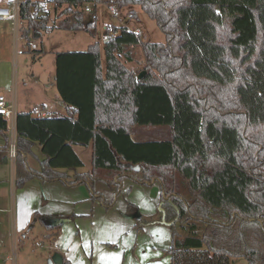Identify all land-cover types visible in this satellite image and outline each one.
I'll return each instance as SVG.
<instances>
[{
  "label": "trees",
  "instance_id": "16d2710c",
  "mask_svg": "<svg viewBox=\"0 0 264 264\" xmlns=\"http://www.w3.org/2000/svg\"><path fill=\"white\" fill-rule=\"evenodd\" d=\"M50 1L54 19L41 1L20 4L27 44L52 28L96 36L85 6L99 2L140 5L166 41L115 26L103 48L96 41L56 52L55 80L69 113H17V184L32 176L67 182L59 169L84 166L74 146L92 147V169L68 182L87 184L109 208L124 179L158 181L161 214L174 222L171 264H231L240 256L264 264V0ZM137 47L147 62L142 79L126 64ZM7 130L0 114V133ZM152 131L159 134L144 137ZM32 142L46 156L40 170L24 157ZM9 147H0V161Z\"/></svg>",
  "mask_w": 264,
  "mask_h": 264
},
{
  "label": "crops",
  "instance_id": "0c3cea01",
  "mask_svg": "<svg viewBox=\"0 0 264 264\" xmlns=\"http://www.w3.org/2000/svg\"><path fill=\"white\" fill-rule=\"evenodd\" d=\"M24 1L26 0H20L21 3ZM15 2L5 0L0 3V7L17 9L20 5H15ZM43 4L45 8L51 9ZM55 29L52 28L47 33H52ZM59 31L58 36L49 38L57 46L79 44L80 31ZM64 33H71L67 35L73 37L66 35L63 40ZM60 39L63 40L62 43ZM24 42L26 40L21 38L20 31H15L14 24L0 20V95H5L9 102L16 104L17 113L31 111L35 116H44L42 114L47 112L53 114L44 117L68 115L69 105L64 102L55 80L56 52L61 50L50 51L55 67L54 80L49 84V87H53L52 97H47L44 91L39 90V97H35L36 91L31 90L33 86L29 88L26 78L19 79V65L13 62L21 57L20 46ZM103 44L100 41L101 48ZM22 80L25 88L28 87L21 95L18 83ZM25 91L28 92L27 95ZM40 104L42 110L37 112ZM10 123L6 133H0V147L11 143L13 138L17 140V131L9 129ZM28 144L24 152L27 166L40 170L41 162L46 158L41 144ZM74 149L83 160L84 166L59 169L68 176L67 182L32 176L22 185H18L16 159H11L8 152V161H0V264H17L22 236L26 235V230L34 229L42 232L43 240L38 250H35L37 253L32 259L33 264H49V259L57 252L62 254L64 263L69 264H162L158 258L143 255L147 248H154L151 246L164 240L165 231L172 243L171 228L163 229V225H170L162 222V192L159 182L153 180L144 184L126 178L114 205L106 208L100 199L92 195L87 184L68 182L75 178V174L92 169V147L75 145ZM86 152L87 159L84 157ZM1 153L0 151V157ZM86 165L89 168L81 171Z\"/></svg>",
  "mask_w": 264,
  "mask_h": 264
},
{
  "label": "rangeland",
  "instance_id": "374dc122",
  "mask_svg": "<svg viewBox=\"0 0 264 264\" xmlns=\"http://www.w3.org/2000/svg\"><path fill=\"white\" fill-rule=\"evenodd\" d=\"M5 0H0V3H3ZM45 3L48 7H50L51 19H54L56 14L54 12V4L50 0H39ZM92 8V12H86L85 18L87 21L94 20L97 24V34L96 36H91L89 33L80 31L78 33V45H67V46H57L49 40V38H53L54 36H58L60 34L59 29H55L52 33H44L42 37L34 38L31 40V44L21 43L20 51L21 57L17 60L15 59L13 62L18 64V75L19 79L26 78L29 81V88L33 86V89L36 92L34 93L35 97H39L37 91H44L47 94V97H52L53 87L49 84L54 79V62L50 55V51L53 49L60 50H85L87 49L90 43H93L95 40L101 41L104 43V36L106 34H113V28L115 26H127L132 30L139 32L144 40L153 41V42H165L166 34L161 30L158 26L156 20L152 19L146 12H144L140 5H126L122 9H117L108 3L99 2L92 3L90 5ZM112 8L117 9V14H113ZM96 15L97 18L93 19V16ZM105 24L109 25V28H106ZM67 34L64 33L63 40ZM72 36V35H67ZM73 37V36H72ZM61 40V39H60ZM61 40V43L63 42ZM33 43L37 44L38 50L43 49L44 52L39 56L34 58V49L32 48ZM62 45H65L62 44ZM103 59L105 63L104 53ZM127 66L134 70L136 73L139 70L146 72L143 68L146 66V58L144 51L141 47L136 48V56L132 62H126ZM27 86V87H28ZM18 87L21 88L20 94H23V91L26 90L25 85L23 84V80L21 83H18ZM30 90V91H31ZM28 91V90H27ZM25 91L27 95L28 92ZM40 95V94H39ZM45 103V102H44ZM48 107V106H47ZM39 112L42 110V105L37 106ZM33 110V108H32ZM57 114H59L57 112ZM159 133L157 131L152 132H143L144 137H154ZM87 152L84 155L87 159ZM89 165H86L85 168L80 169L84 171L88 169ZM162 226V225H161ZM163 229L169 230L170 226L163 225ZM171 231V230H170ZM168 232V231H167ZM25 236H22V241L20 242L21 249L18 257L17 264H33L32 259L35 258V253H37L39 244H41V240H43V234L38 229L34 230H26ZM167 236V239H166ZM165 237V238H164ZM164 240L159 241L156 246H151L154 248H147L146 254H143L145 257H150L154 259H159V262L162 264H170L171 263V253L170 246L171 242H169L170 237L166 231L163 236ZM154 250V251H153ZM12 259H14V255L12 254ZM231 264H251L250 261L245 256L236 257L232 260Z\"/></svg>",
  "mask_w": 264,
  "mask_h": 264
},
{
  "label": "built area",
  "instance_id": "2783aa9c",
  "mask_svg": "<svg viewBox=\"0 0 264 264\" xmlns=\"http://www.w3.org/2000/svg\"><path fill=\"white\" fill-rule=\"evenodd\" d=\"M15 5L17 4V6H19L21 4L20 0H15ZM92 3H88L85 6V11L91 13L92 12V8L90 7ZM113 14H117V9L116 8H112L111 9ZM45 12H48L49 9L45 8L44 9ZM96 19L97 16L94 15L93 19ZM0 20L4 21V22H8L11 24H14L15 27V31H20V26H21V20H20V16H19V8H11V7H0ZM106 28H109L108 24H105ZM112 34H106L104 37L105 41H108L109 38L111 37ZM33 49H37L38 46L37 44L33 43L32 45ZM0 114L5 116L8 120V124L10 123L9 129L12 130L13 132L16 131V125H15V120L17 118V108H16V104L14 102H9L5 95H0ZM42 115H47V116H52L53 114L51 112H47L46 114L43 113ZM16 139L13 138L11 143H10V147H9V155L11 157V159L15 160L16 159V154H17V144H16Z\"/></svg>",
  "mask_w": 264,
  "mask_h": 264
},
{
  "label": "water",
  "instance_id": "95a60500",
  "mask_svg": "<svg viewBox=\"0 0 264 264\" xmlns=\"http://www.w3.org/2000/svg\"><path fill=\"white\" fill-rule=\"evenodd\" d=\"M144 75H145V71L141 72L138 75V79H142L144 77ZM137 168H139V166H137ZM161 210H162V208H161ZM162 222L165 224H168V225H172L174 223L173 221H171V222L167 221L164 213H163ZM49 264H64V258L62 256V254H60L59 252L53 254V256L49 259Z\"/></svg>",
  "mask_w": 264,
  "mask_h": 264
}]
</instances>
